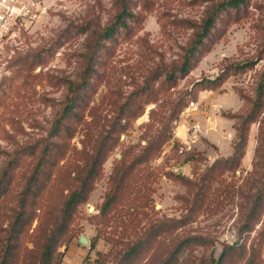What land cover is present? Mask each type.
<instances>
[{
    "label": "rangeland",
    "instance_id": "obj_1",
    "mask_svg": "<svg viewBox=\"0 0 264 264\" xmlns=\"http://www.w3.org/2000/svg\"><path fill=\"white\" fill-rule=\"evenodd\" d=\"M130 1L136 22L130 23L129 31L105 44L90 86L81 93L83 101L78 113L83 115V122L71 141L64 137L68 148L58 168L71 167L73 178L78 176L77 169L84 166L76 154H92L96 140L107 132L113 133L114 124L120 119L118 107L144 88L154 68L180 59L193 35L190 23H200L209 5V0ZM43 5L47 13L13 41L5 40L0 49V98L5 103L0 106V174L8 163L16 165L8 199L0 213V224L4 226L11 210L17 207V195L38 163L44 143L62 140L51 136L56 117L69 96L70 83L81 81L88 36L82 32L83 21L94 12L105 23L115 13L114 0H43ZM220 27L222 37L211 51L201 57L188 75L179 77L174 88H163L160 100L145 107L109 154L88 203L79 209L73 224L76 236L58 250L61 264H95L109 253L111 245L105 239L109 228L101 229L96 216L109 190L114 166L126 151L134 150L137 154L146 146L148 140L143 138L148 134L150 113L155 111L168 117L175 104H179L181 112L173 123L172 140L154 163L160 168V178L153 186L152 207L147 214L150 221H186L161 242L173 249L187 238L205 239L204 244L186 246L176 264H200L212 256L218 259L225 245L234 244H246L248 250L255 244L264 258V244L260 241L264 239L260 235L264 230V207L251 232L244 226L250 207L247 196L254 194L252 185L259 184V174L254 172L259 123L251 127L240 168L222 171L215 182L203 183L209 186V190L205 188L208 196L197 205L184 182L169 176L198 183L216 161L232 154L236 121L229 115L244 113L264 79V0H248L238 13L231 10ZM23 60L43 63L19 72L17 66ZM222 75L225 80L217 91L198 92L194 87L199 80ZM156 86L160 88L159 83ZM192 102L196 109H189ZM24 147H35V155H22ZM63 187L66 189L60 196L71 189ZM90 206L94 207L93 212ZM38 224L36 219L30 234ZM146 224L147 220L143 225ZM81 236L88 239V245L80 243ZM168 255L166 252L165 256Z\"/></svg>",
    "mask_w": 264,
    "mask_h": 264
},
{
    "label": "trees",
    "instance_id": "obj_2",
    "mask_svg": "<svg viewBox=\"0 0 264 264\" xmlns=\"http://www.w3.org/2000/svg\"><path fill=\"white\" fill-rule=\"evenodd\" d=\"M208 2L209 5L201 22H192L189 25L193 29V35L184 49V54L171 64L162 63L154 68L144 88L118 107L120 118L118 121L126 123H115L113 135L107 132L98 141L96 140L92 154L87 152L76 154L80 156L84 166L77 169L79 171L72 168V171H77L78 174L73 178L71 167L66 166L59 170L58 164L59 160L65 157L64 152L68 148V141L64 137L67 136L71 141L78 125L83 122V115L78 113L82 106L80 102L83 101L81 93L90 86L89 80L96 73L99 54L105 50V44L111 42L116 35L129 31L130 23L136 20V17L130 7V0H114L115 13L107 22L103 23L94 12L83 21L82 32L88 36L81 81L70 83L69 96L56 117L51 136L62 140L58 143H44L38 163L26 178L23 190L17 195V207L11 210L9 217L7 216V225L0 224V264H61L58 250L69 244L76 236L77 231L73 228V224L79 209L88 203L102 166L109 154L119 145L122 135L127 133L130 123L141 117L146 106L156 104L160 100L163 88H174L179 77H185L190 73L201 57L210 52L221 39L220 25L223 17L229 15L231 10L238 13L248 0H209ZM42 63L37 60L31 63L23 60L17 68L21 72L26 71L27 66H31L32 70ZM240 70L245 71L244 68ZM224 80L223 75L215 79L206 78L197 81L194 87L198 92L217 91ZM156 83H159L160 88ZM244 99L248 100L246 97ZM248 102L249 107L243 114L229 115V118L236 121V140L229 157L216 161L198 183L172 174L169 176L184 182L187 190L193 195L192 202L197 205L200 200L208 196L206 189L209 190V186L205 187L203 183L215 182L222 171H237L240 168L246 154L251 127L259 123L258 149L254 164V172L256 175L259 174L256 178L259 184L252 185L255 188L254 194L247 196L250 207L244 225L245 229L251 232L264 207V116L262 117L264 79L257 86L255 98L249 99ZM4 104L0 98V106ZM178 106L179 104H175L168 117L152 111L151 122L147 125L148 134L143 138L148 140L146 146L137 154L134 150L126 151L114 166L109 178V190L96 216L97 224L101 225V229L109 228L105 239L111 245V250L95 264H109L110 259L111 264H176L186 246L195 242L204 244L205 239L191 237L170 249L161 241L186 220L151 219L150 221L147 214L152 207V195L155 192L153 186L160 178V168L155 167L154 163L162 156L165 146L173 138V123L178 120L181 112ZM155 127L154 133H151L152 128ZM20 152L22 155H35L36 151L35 147L28 149L24 147ZM59 153L63 155L59 156ZM15 166L12 162L8 163L0 174V213L8 199ZM52 179L54 183L51 185ZM64 185L71 189L67 195L60 196L59 193L66 189ZM242 194L243 197L244 193ZM36 219L39 220V224L34 233L30 234ZM145 220L147 224L143 225ZM260 235L264 237V230ZM260 241L264 244V239ZM29 244L32 248L28 247ZM166 252H169L167 257ZM200 264H264V258L261 248L255 244L249 250L246 244H234L225 245L218 259L212 256L209 260H202Z\"/></svg>",
    "mask_w": 264,
    "mask_h": 264
},
{
    "label": "built area",
    "instance_id": "obj_3",
    "mask_svg": "<svg viewBox=\"0 0 264 264\" xmlns=\"http://www.w3.org/2000/svg\"><path fill=\"white\" fill-rule=\"evenodd\" d=\"M46 13L43 0H0V49L5 40L13 41ZM196 108V103L192 102L189 109Z\"/></svg>",
    "mask_w": 264,
    "mask_h": 264
},
{
    "label": "water",
    "instance_id": "obj_4",
    "mask_svg": "<svg viewBox=\"0 0 264 264\" xmlns=\"http://www.w3.org/2000/svg\"><path fill=\"white\" fill-rule=\"evenodd\" d=\"M93 211H94V207L90 206V212H93ZM79 241L82 245H88L89 244L88 239L84 236H81Z\"/></svg>",
    "mask_w": 264,
    "mask_h": 264
},
{
    "label": "crops",
    "instance_id": "obj_5",
    "mask_svg": "<svg viewBox=\"0 0 264 264\" xmlns=\"http://www.w3.org/2000/svg\"><path fill=\"white\" fill-rule=\"evenodd\" d=\"M73 246H71V248H72Z\"/></svg>",
    "mask_w": 264,
    "mask_h": 264
}]
</instances>
